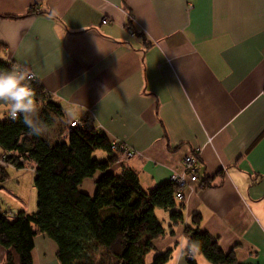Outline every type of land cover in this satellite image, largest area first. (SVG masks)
<instances>
[{
	"label": "crops",
	"instance_id": "0c3cea01",
	"mask_svg": "<svg viewBox=\"0 0 264 264\" xmlns=\"http://www.w3.org/2000/svg\"><path fill=\"white\" fill-rule=\"evenodd\" d=\"M0 60L26 65L59 106L44 136L67 139L69 122L87 118L138 151L108 170L130 167L147 189L198 150L211 184L188 183L184 221L154 238L147 263L172 247L165 264H190L184 227L199 213L220 248L264 264V0H0ZM100 175L79 188L93 195ZM7 182L0 197L30 213ZM161 218L167 227L168 211ZM34 235L33 264H61L56 242ZM5 254L0 244V264Z\"/></svg>",
	"mask_w": 264,
	"mask_h": 264
},
{
	"label": "trees",
	"instance_id": "16d2710c",
	"mask_svg": "<svg viewBox=\"0 0 264 264\" xmlns=\"http://www.w3.org/2000/svg\"><path fill=\"white\" fill-rule=\"evenodd\" d=\"M128 26L133 29L131 22ZM8 69V62L0 60V70ZM32 86L37 104L59 115V106L46 100L39 81ZM67 136L52 142L44 135H30L22 118L13 120L6 114L0 120L2 154L12 152L7 159L16 169L23 167L18 156L34 163L37 190V208L30 213L12 212L14 216L9 219L7 206L0 203V244L6 249L3 264H33L36 231L56 242L61 264H165L172 247L156 252L150 263L146 256L154 249V238L165 236L167 231L173 233V227L184 221L183 203L175 196L177 184L169 178L147 189L130 167L118 173L108 170L118 161V154L111 150L106 135L92 125L85 129L72 127ZM95 150L109 155L99 159L93 155ZM192 153L198 161L194 171L199 174V152ZM97 171L101 175L95 193L89 195L79 186ZM7 178V170L0 168V181ZM209 180L198 176L196 183L207 187ZM156 208L168 211L167 227L157 218ZM201 221L202 216L194 214L184 227L187 261L196 264L193 251L201 252L213 264H241L233 249L223 250L217 238L200 228Z\"/></svg>",
	"mask_w": 264,
	"mask_h": 264
},
{
	"label": "clouds",
	"instance_id": "9594fccd",
	"mask_svg": "<svg viewBox=\"0 0 264 264\" xmlns=\"http://www.w3.org/2000/svg\"><path fill=\"white\" fill-rule=\"evenodd\" d=\"M35 95L25 70L18 66L0 70V108L13 120L22 118L30 135L41 137L46 125L39 117Z\"/></svg>",
	"mask_w": 264,
	"mask_h": 264
},
{
	"label": "rangeland",
	"instance_id": "374dc122",
	"mask_svg": "<svg viewBox=\"0 0 264 264\" xmlns=\"http://www.w3.org/2000/svg\"><path fill=\"white\" fill-rule=\"evenodd\" d=\"M44 90V89H43ZM39 106V117L41 119V121H43V123L46 125V127L48 126L46 124L48 117L50 116L51 121L53 120V122L55 121V119H57V114L55 112H52L50 110H48L46 112V106L45 105H38ZM45 110V111H44ZM5 112L3 111L2 108H0V120L4 118L5 116ZM73 120V119H72ZM95 130H98L97 127H94ZM70 130V128H69ZM120 140H112L111 142H117ZM120 144H125L127 145L125 142L120 141ZM129 145V144H128ZM127 145V146H128ZM131 147V145H129ZM133 148V147H132ZM134 149V148H133ZM1 150V149H0ZM136 150V149H134ZM137 151V150H136ZM96 150L93 152L95 153ZM95 155V154H93ZM122 154H118V159L121 160V158L119 156H121ZM133 155V156H137ZM8 156V155H7ZM6 154H0V168L7 170L8 172V182H7V186H11V188L18 193V195L22 196L24 198V201L26 202L27 206L31 207L32 202V211L36 210L37 208V190H35L34 187V163L31 160H26V159H21V163L23 165V167L16 169L11 162H9V159H5V157H7ZM132 156V157H133ZM130 158V157H129ZM128 160V159H126ZM183 160V159H182ZM7 179L3 180L6 181ZM188 185V184H187ZM186 187V186H185ZM185 189V188H184ZM183 201V199H179V201ZM0 203H4V205L7 206V211L9 212H14L11 208H10V204L8 205V203H6L1 197H0ZM162 214H163V209L161 208H156V216L157 218L160 219V221L162 220ZM188 254V250L185 252V255Z\"/></svg>",
	"mask_w": 264,
	"mask_h": 264
},
{
	"label": "built area",
	"instance_id": "2783aa9c",
	"mask_svg": "<svg viewBox=\"0 0 264 264\" xmlns=\"http://www.w3.org/2000/svg\"><path fill=\"white\" fill-rule=\"evenodd\" d=\"M102 22H106V19L105 18L102 19ZM7 62L11 66V68L13 66H18L21 69L25 70L28 73L29 82L31 84H35L39 81L38 78L36 77V75L34 74V72L31 69H29L26 65L24 66L20 63L11 62V61H7ZM42 91L45 94V96L48 97V93L43 89H42ZM90 125H91V122H89V120L87 118L73 119L72 121L69 122V128L70 129H72V127L85 129V128H88ZM119 142L120 141L111 142V150L116 154H122L121 156H119L121 158V160H126L129 157H132L133 155L139 154L138 151L134 150L129 145L127 146L125 144H120ZM7 155L12 156L13 154H12V152H7L6 156ZM7 157H5V159ZM21 159H24V158L22 156H18L17 161L22 162ZM182 162H183V166H184L183 172L182 173H173V175L170 177V180L173 183L177 184V186H178V190L175 192V196L177 197L178 200L184 198L183 191H184L185 186H187V184L189 182L194 183L198 180V173H196V171H194V168L196 167L198 161H197V158L194 156V154L189 153V154L185 155ZM5 214L9 219L14 216V214L10 211L8 213H5Z\"/></svg>",
	"mask_w": 264,
	"mask_h": 264
}]
</instances>
